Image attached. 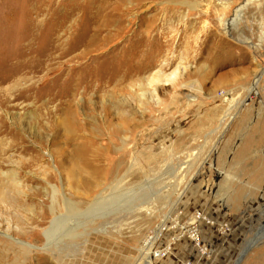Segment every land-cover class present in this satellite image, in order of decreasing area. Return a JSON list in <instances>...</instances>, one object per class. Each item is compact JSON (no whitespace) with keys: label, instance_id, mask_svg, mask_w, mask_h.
Returning <instances> with one entry per match:
<instances>
[{"label":"rangeland","instance_id":"obj_1","mask_svg":"<svg viewBox=\"0 0 264 264\" xmlns=\"http://www.w3.org/2000/svg\"><path fill=\"white\" fill-rule=\"evenodd\" d=\"M211 1L56 0L39 35L11 39L0 181L20 186L0 225L35 249L0 238L3 264H264V0ZM83 33L102 41L85 54L103 50L129 79L75 87L84 47L70 48ZM70 102L75 140L61 133ZM99 166L98 187L83 192L80 173ZM59 216L48 248L40 239ZM74 228L80 237L66 240Z\"/></svg>","mask_w":264,"mask_h":264},{"label":"bare ground","instance_id":"obj_2","mask_svg":"<svg viewBox=\"0 0 264 264\" xmlns=\"http://www.w3.org/2000/svg\"><path fill=\"white\" fill-rule=\"evenodd\" d=\"M86 1H88L91 5H99V6L115 5V4H118V5L134 4L136 6H140L146 3L158 4L160 2V0H86ZM171 1H173V3L174 2L187 3V1L189 0H171ZM219 1L220 3H222V0H219ZM213 2L216 3V1H213ZM213 2L211 0H200V3L212 4ZM52 4H58V2H56V0H0V28H2L4 31L2 32L3 36L1 37V40H0V45L2 46L1 47L2 50L0 48V55L2 53H7L12 48V46H10V41L13 37L17 36V34L20 35V32L23 35L26 33H29L28 34L29 38L39 35L38 32L42 28V25L47 23V19L44 20L43 18H41V15L44 16L45 14L47 16V13L50 8L49 5H52ZM19 6L22 7L21 10H18ZM24 16L25 18H27V20L25 19L26 20L25 22L23 21ZM20 18L22 19L21 21L22 25L20 26L21 28L18 29L19 27L18 26L16 27L15 22L17 24V20ZM24 23H26L27 25H25L26 26V28H24L25 30H22V28L24 27ZM45 35L47 34L45 33ZM93 42H95L94 45L97 46L98 42H102V41L98 39V37H92L88 33H83L72 42V45L70 48L72 50H76V49L78 50V49H81V47H84L82 48L83 50L81 49L82 51L76 57L78 64L75 68L78 73V78H77L75 87L83 88L85 92L89 91V92L97 93L98 91L102 90V87L111 84L113 81H117V80L123 81L125 79H129V73L127 71H125L124 69H122V71H119L121 69L108 66L105 63L106 53L105 52L102 53L103 50H99V52H91L89 53V55L85 54L87 46L92 44ZM8 47H10V49ZM130 78H133V77H130ZM1 80L2 82L4 81L3 79H0V82ZM152 81L156 83H160V78L157 75H152L151 82ZM74 108H73L72 102H70L69 104H67V106H65V109H64L66 111L65 113L68 114L69 116L63 122L62 128H61V131H62L61 133H67V135L70 136L71 140L76 139V137H71L73 133H74V136H77L75 126L78 128L82 127V125H76L74 121L76 119L75 116L72 114ZM106 171L107 169L105 168L101 169V166L91 169L90 172L82 171L80 173V176H81L80 178L83 179L84 177V181L82 182L80 181V183L84 187V190L82 191L91 192L95 190V188L98 187V184L100 183L98 182V179H100L101 177L103 178V174ZM76 175L78 174L74 173V176L72 178L74 183H77L79 181V179L76 180L74 178L76 177ZM6 178H9V177H6ZM7 185H10V187H7ZM19 186H20L19 183L13 177L11 179V182L0 181V206L3 205L9 209L13 207V201H9V203H3V202L5 201V198L8 194L7 190L12 189V188H15L16 190H18L17 188ZM73 195H78L82 197L85 196L81 191H77V190L73 192ZM95 198H97L96 200H99L102 197L97 196ZM63 218L64 216H61V217L59 216L51 221L49 228L44 229V239L45 240L41 238L40 239L41 243L43 241L45 243L46 241V244H47L46 246L48 247V245H50V240L51 238H54L53 236L55 232L58 230L60 224L62 223ZM45 220H46V217H44V219L41 220V222L39 223V227L41 224H43ZM3 229L4 227L0 225V238H1V241H3L6 249H11L15 247L21 250L22 252H24L25 255L27 256L30 255V253L34 251L35 247L32 246L30 242H26L27 241L26 233H21V232L16 233L18 237L16 239L8 231H4ZM64 237L67 238L66 240L71 241V240L79 238L80 234H78L77 229H75V230L65 233ZM3 249L4 248L0 247V259H7L8 258L7 254L9 252L6 249L5 251H3ZM156 256H157L156 254L152 256V259H154V257ZM0 264H3L1 260H0ZM146 264H152V261L149 260Z\"/></svg>","mask_w":264,"mask_h":264}]
</instances>
